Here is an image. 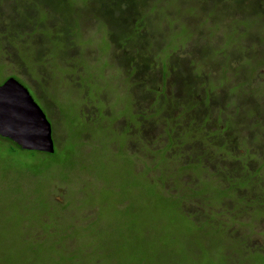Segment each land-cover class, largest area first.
<instances>
[{"label":"trees","instance_id":"16d2710c","mask_svg":"<svg viewBox=\"0 0 264 264\" xmlns=\"http://www.w3.org/2000/svg\"><path fill=\"white\" fill-rule=\"evenodd\" d=\"M8 1L10 5L7 6L5 5L7 0H0V67L2 66L5 71L8 69L10 73L6 71V78L0 81V85L7 79L13 78L25 88L27 87L24 83L33 90L41 89L37 93L38 96H36L39 99L40 97L44 99L42 93L46 92L48 71H54V67H48L47 64L57 63L68 68L69 72L65 79L71 81L69 86L74 89L77 87L83 89L84 93L80 97L86 99V104L90 110L86 111L82 105L77 110V107L73 105L74 103H71L68 104L72 108L70 113L63 114L58 111L60 113L55 114L54 106L47 104L49 114L55 120L54 126L50 122L53 127L54 152L52 154L22 150L11 140L0 136V264H11L10 257H8L9 252L18 256L15 260V262L18 261V264H61L64 261L71 264L73 261V258H69L71 255L65 260H61L62 257L59 260L55 257L54 252L59 251L64 243H68V240L77 242L80 240L82 244L91 242L94 237L93 234L86 233L84 236H74L71 233L64 234L63 231L57 234L55 232L56 228L60 227L61 224L63 225L66 218V216L61 215V211L70 207L59 203V206L45 213L46 210L43 212L42 205H40L42 199H34V195H37L38 192L40 194L42 191L46 195L51 193L52 189H56L54 192L56 193L61 188L70 189L72 192L82 191L88 201L95 200L98 195L103 198L100 203L102 206L100 209L97 207L96 210L86 215L89 217L85 218L89 221L93 220L94 217H98L99 214L104 216L107 214L108 207L106 206L115 204L118 196L134 195L130 191L129 194L124 193L121 195L117 192L108 194L104 192L108 189L110 178L116 177L117 167L130 166L132 162L134 163L131 154L124 152L127 142L140 144V148L136 149L135 161L142 162L146 168L143 173L137 174L134 170L132 172L123 170L127 173V177L124 178L125 181L131 180L130 184L133 188L131 190L134 191H138L140 188L138 186L140 181L150 187L154 193V199L152 198L150 203L155 204L165 200L175 202L174 207L176 206L181 215L195 227V235L198 238L193 239L194 249L198 248L200 242L203 241L207 251L212 252L209 256H214V259L217 255L223 256L226 264H264V247L252 248V245H250L252 243L251 237L256 230L255 227L257 224L264 222V119L260 115L255 117L256 113L260 114V105L257 100L251 99L248 101L240 97V93L244 91L240 88L236 100L239 102L240 98V103L248 102L251 106L242 108L244 112L242 116L239 113L241 107L236 106L235 102L234 108L237 114L234 117H227V123L224 124L227 131L213 130L207 132L204 126L205 113H200L197 108L195 113L201 115V117L193 118L191 115L189 116L192 107L195 108L200 102L193 95L195 90L192 84L195 85V82L191 83V81L186 80L183 82V91L191 94H184L182 98L171 103L179 106L181 111L179 117L173 118L171 122L166 120L162 113H167V98L162 95L155 100L158 106L157 109L160 111V117L154 122L160 120L161 124H165L158 139L167 138V141L162 146L153 149L154 143L151 145L146 134H143L148 129L146 122L153 120H145L142 112L140 114L135 113V103H131L125 109V112H128V117L131 116V120L127 119L126 121L124 118L126 125L118 126L116 121L120 117L117 111H113L111 108H109L111 112L105 109L101 110L89 102L88 95L90 94L86 90L89 81L82 85L77 83L75 73L83 75V73L87 74L90 70V63L85 55L71 56L68 54L69 50L77 44L75 39H77V33L81 29V26H79V24L81 25L80 18L85 20L90 16L95 17L101 23L100 27L105 33L104 37L110 44L113 43L111 45H115L117 49L132 51L134 50V44H137L139 40L144 41L146 44V41L139 39V37L142 33H145L147 37L157 34H154L150 25L146 24L155 19L154 17L152 19L148 18L149 22H146L145 16L141 18L144 11L139 7L141 5L139 0H85V2H82V5L86 7L84 10L77 9L79 0ZM178 1L181 3L180 0ZM162 5L164 8H168L169 0H165ZM189 5L192 10L193 7H198L194 3ZM243 6L240 12L243 16L239 18L237 15H232L233 19L249 20L250 22H261L262 19L263 24L258 30V34L250 32L242 26L236 27L235 31L239 35L243 34L244 37L241 41L237 40L236 46L233 48L240 54L234 60L235 62H242L245 57L255 58L257 56L259 58L261 52L264 53V49L257 52L258 41L264 47V0H246ZM246 10L256 13L253 16L244 17V11ZM168 12L167 15H169ZM227 12L225 11L224 15L231 17ZM258 14L262 15L261 19L257 16ZM137 22L140 23V27L136 30L134 26ZM186 28V35L190 32L194 34L188 26ZM249 33L253 34L255 43L246 51V44L243 40ZM241 46L245 48L243 49ZM186 47L189 48L188 44H186L185 50H178V52L183 54L187 50ZM57 53L63 54L57 57ZM185 53L189 55L187 51ZM227 53L228 51L223 49L220 54L226 56ZM146 54L145 50L142 55ZM79 57L83 58L80 62L77 60ZM131 60L137 63L136 59L131 58ZM7 61H9V64H7ZM139 62L137 64L139 69H153L149 65L146 67L141 66ZM120 64L126 66L128 63L123 60ZM263 65V60L261 64L256 61V68L253 67V72L248 71L246 67L238 66L236 70H242L244 76L242 84L248 85V81L255 79L256 70ZM131 68L128 73L131 75L132 71L131 77H133L135 69L132 65ZM236 70L233 72H237ZM24 72H26V76H29V79L24 78ZM176 73L178 74V72ZM248 74L249 77L247 78ZM162 76H165V74L163 73ZM188 77L191 79L189 74ZM51 79L52 75L49 79L50 82ZM99 81L100 79H93L92 83ZM101 83L107 85L102 81ZM134 85H137L135 79H133L132 86ZM140 86V92H145L141 83ZM257 86L258 89L254 93L250 92V96L253 98L264 95V81ZM115 87L118 88L117 84H115ZM249 88H251V84L248 85ZM129 90L126 89V93ZM199 93L203 97L200 98L202 105H204V99L208 105V102L211 104L217 96V91H199ZM130 94L133 96L139 95V93ZM121 97L125 98L124 96ZM114 98L122 101L115 94ZM161 99L163 100L162 105L159 104ZM40 108L42 109V107ZM77 112L80 122L75 123L76 117L67 122L68 115L66 114L72 115ZM185 115L186 117H184ZM116 118L118 119L115 120ZM135 122L138 123L137 126H135ZM85 125L91 126V131L84 135ZM197 126H201L208 135L197 138L194 134ZM222 133L225 135L223 136ZM235 133L238 134V137ZM96 136L100 139L95 143V148L93 146L91 151L86 152L87 139H93ZM111 137L116 138L111 139ZM107 140L109 141L105 144L104 142ZM67 144H70L71 147L65 148ZM240 147L243 148L240 149ZM109 151L118 152L121 157L115 159ZM19 152L27 153L31 159L36 160L32 165L19 167L20 171L16 174H12L10 171L7 173L8 170L4 169L7 168L8 164L17 160L16 157ZM107 152L109 155L105 158L101 157L100 154ZM37 154L42 155L43 159L35 157ZM125 154L129 157H126ZM102 173H104V180L94 177ZM8 174L11 176H8ZM133 176L136 178H133ZM84 181L88 183L85 186L82 185ZM89 182H93L90 184L91 187H87ZM96 184L103 185V187H98ZM30 186L34 190L31 191L32 194L28 195ZM81 187L84 188L81 189ZM46 191L50 192L47 193ZM162 195L164 197H161ZM142 202V196L140 195L128 204L123 201L116 204L123 208L129 204L139 205ZM187 205H191V209H188ZM121 209L117 211L118 207L115 208L118 213ZM135 211L133 209L131 214H134ZM127 214L130 215V211ZM48 215H51V217ZM57 218H61V221H58ZM75 223L77 224V222ZM121 224L128 230L134 229L130 217L121 218V223L120 225L116 224V228L120 229ZM48 227V236L54 237V241L51 242H45L47 235H44V231H47L46 228ZM246 228L248 232L245 234ZM9 232L21 241L17 250L9 251L8 249ZM39 241L42 242L40 246H38V243H34ZM27 243H29V247H26L25 244ZM11 246L12 248L15 247ZM162 247V249H168L170 246ZM219 248L221 249L219 250ZM221 250H224V252ZM38 254L45 255L37 257ZM155 263L156 261L143 260V262L139 261L137 264Z\"/></svg>","mask_w":264,"mask_h":264},{"label":"rangeland","instance_id":"374dc122","mask_svg":"<svg viewBox=\"0 0 264 264\" xmlns=\"http://www.w3.org/2000/svg\"><path fill=\"white\" fill-rule=\"evenodd\" d=\"M180 1L183 5L179 3L178 0H169V10V7L164 8L162 5L165 0H139L141 3L139 7L144 11L141 18L145 16L146 22H149L148 18L152 19V17H154L155 20L146 24L150 25L151 31L154 34H157L155 36L147 37L145 33H142V37L137 36L139 39L141 38L145 40L146 44L144 41L141 42L139 40L137 41V44H134V50L132 51H126V49L119 50L115 45H111L113 43L110 44L108 40H106L104 37L105 33L100 27L101 23L95 19V17L90 16L85 20L80 18L81 25L78 24L81 26V29L77 33V39H75L77 44L75 47L73 46L74 48L72 47L68 53L71 56L79 54H82V56L85 55V58L90 63V70L87 74L83 73V75L75 73L77 83L82 85L89 81V85L86 88L90 94L88 95L89 102H91L94 107H98L101 110L105 109L111 112L109 109L111 108L113 111H117L120 117V119H115H118L116 121L118 126L121 127L126 125L125 122L127 120H124L125 109L127 105L131 103H135V113L140 114L142 112L145 120H153L146 122L148 129L143 133L144 135L146 134L151 145L154 143V148L152 147L153 149L157 146H162L167 141V138L158 139L165 124H161L160 120L154 122V120L160 117V111L157 109V102H155V94L159 96L163 93L162 95L167 98V113L164 112L162 114L165 116L164 118L166 120L171 122L173 118L179 117L181 113L179 106L175 105V103H171L176 102L182 98L184 94L186 95L188 93L183 91V82L186 80L188 74L191 76V83L195 82V85L192 84L193 89L195 90L193 95L198 102H200L195 108L192 107L189 111V116L191 115L193 118L201 117V115L195 113L197 108L200 113H205L206 121L204 126L206 127L207 132H212L213 130L227 131L225 128L226 126L224 125L227 123V117H234L237 114L235 113L234 108L235 102L236 106L239 105V107H241L239 113L242 116L244 114L242 108L251 106L248 102L240 103V98L239 102L236 100V97L240 93V88L244 90L240 93V97L248 101L251 99L257 100V103L260 105V114L256 113L255 117L260 115V117L264 119V95L259 98H253L250 96V92L252 91L254 93L258 89L257 85L264 81V65L256 70L254 75L255 79L253 78V80L247 82L248 85L251 84V88L249 89L248 85L242 84V81H244L242 70H236L238 66H241L246 67L248 71L253 72V67L256 68V61L258 64H261L262 60L264 62V53L261 52L260 55L258 54L260 56L259 58L257 56L255 58L245 57L242 62H235L234 60L236 57L238 58L240 54L236 49H233L236 46L235 43L237 40L241 41L242 37H244L243 34L239 35L235 31L236 27L242 26L246 30L258 34V30L263 24V20L261 19L262 15H257L260 17L261 22L233 19L232 15H237L239 18L243 16L240 12L244 7L243 3L246 2V0ZM82 2H85V0H79L78 10H84L86 8L82 5ZM193 3L199 8L193 7L192 10L189 4ZM5 5H10V2L7 0ZM225 11H228L227 13L231 17H226L224 15ZM167 12L169 15L166 14ZM254 13L256 12L246 10L244 11V17L253 16ZM187 26L190 28L189 30H193L194 34L190 32L186 35ZM138 27H140L139 22L136 23L134 29L137 30ZM165 33H167V35H165ZM213 34L215 35L211 36ZM243 41L246 44V51L249 50L253 46V43H255L253 34L249 33ZM186 44L189 46V48L186 47V51L189 55L185 53L186 51L183 54H180L178 50H185ZM242 48L244 49L245 47ZM223 49L228 51L226 56L220 54ZM262 49H264V47L261 46L258 41L257 52ZM145 50L147 54L142 55ZM170 52L174 54H171ZM60 54L63 53H57L56 56L60 57ZM131 58L136 59L137 63L133 62ZM81 59L83 58L79 57L77 60L80 62ZM123 60H126L128 63L126 66L120 64ZM128 61L131 62L129 63ZM138 61H140L139 65H144V67L149 65L150 67H153V69H143L142 67V69H139L137 67ZM7 64H9V61H7ZM47 65L48 67L53 66L54 71H48V84H45L47 87L46 92L42 93L44 99L41 97L39 99L37 97V93L40 92L41 89L33 90L29 85L26 83L24 84L28 88L34 101L42 107V110L53 126L55 125V120L51 118L47 104H52L54 107L51 106L57 111V113H60L58 111H61L63 114L70 113L72 108L69 107L68 104L71 103H74L73 105L77 107V110L80 105H82L86 111H89L90 109L86 104V99L80 97L84 93L83 89L78 87L74 89L70 87L69 85L71 84V81L65 79L69 72L67 70L68 68L60 66L57 63H49ZM109 65L111 66L109 67ZM131 65L133 66V69H135V75H133V77H131L132 71L131 75L128 73L129 70L132 69ZM7 66L9 67V65ZM234 70L237 72H233ZM6 71L10 73L8 69ZM6 71L5 69L3 70L2 66L0 67V81L6 78ZM54 72L56 74H53ZM176 72H178V74ZM163 73L165 76H162ZM23 75H25L24 78L29 79V76H26V72H24ZM51 75L52 79L50 82L49 79ZM87 75L90 76L89 79ZM248 77L249 74L247 78ZM93 79H100V81L92 83ZM133 79H135L137 85L132 86ZM101 81L107 83V85H102ZM112 82L114 83L113 85ZM140 83L143 85L142 89L145 90V92H140ZM115 84H117L118 88L115 87ZM236 87L238 88L236 89ZM126 89H130L128 93H126ZM156 89H158V91H156ZM199 91H217V96L211 104L208 102V105L210 104V106L207 105L205 99L203 100L204 105H202L200 98L203 97L200 95ZM112 93L117 95L122 101L114 98V94ZM130 93H139V95H135V97ZM100 96L102 97L100 98ZM121 96H124L125 98H122ZM229 96L232 97L230 98ZM111 97L113 99H110ZM66 115H68L67 122L72 121L73 117H76V122L74 121L75 123L80 122L78 112L76 114ZM184 117H186V115ZM130 118L131 116L129 115V121L131 120ZM201 122H203V120H201ZM137 125L138 123L135 122V126ZM90 128L91 126L85 125L83 134L85 135L87 132L91 131ZM207 132H204L201 126H197V129L194 130V134H196L197 138L206 137L208 135ZM237 133H235V135L238 137L239 133ZM222 135L224 136L225 134L222 133ZM115 138L116 137H111V139ZM99 139L100 138L97 136L93 139H87L86 143L88 142V145L85 147L86 152L91 151V148ZM108 141L109 140L104 143L107 144ZM70 147V144L65 146V148ZM137 148H140L139 143L127 142L124 147V152L131 154L134 163L132 162V165L130 166L124 165L122 167H117L116 177H113V179L110 178L108 189L104 191L106 194L117 192L119 195L124 193L129 194L130 191L134 195L130 194L125 197L118 196L115 200V204H109L106 206L108 209L106 212L107 214L104 216L99 214L98 217H94L93 220L91 219L89 221L85 218L89 217L86 215L96 210L97 207L100 209L102 206L100 203L103 198L98 195L95 200L88 201L84 192H72L70 189L65 190L66 188H61L60 190H57L56 193H54L56 189H52L53 191L51 190V193H48L50 191H46L48 193L46 195H44L45 193H43V191L40 194L38 192L37 195H34V199H42V204L40 205H42L43 212L46 210L45 213H48L52 208H56V206H59L60 204H65L66 207H70L69 209L67 208L64 211H61V215H63V217L66 216V218L65 223L56 228L55 232L57 234L63 231L64 234L71 233L74 236H84L86 233H91L94 236L92 241L86 244H82L80 240H78V242L68 240V243H64L63 247L59 248V251L54 252L55 257L57 259L59 258V260L62 257L61 260H65L71 255L69 256V258H73L71 264H137L139 261L143 262V260L151 262L156 261L155 264H226L223 256L217 255L215 259L214 256H209L212 252L207 251L203 241L200 242L198 248H193V239L198 238L195 235V227L189 223L183 215H181L176 206L174 207L175 202L165 200L164 202H158L155 204L150 203V201L152 202L154 193L153 190L150 187H147L143 181L138 183V186L140 187L138 191L131 190L133 189L130 184L131 180H128L127 182L125 181L124 178L127 177V173L123 170H130L131 172L134 170L137 174L140 172L143 173L146 168V166H143L142 162L135 161ZM242 148L243 147H240V149ZM109 152L115 159L121 157L118 152ZM100 155L105 158L109 153H102ZM35 157L43 159L42 155L37 154ZM126 157L129 156L126 155ZM16 159L15 162H11L8 164L7 168L4 169L8 170L7 173L10 171L12 174H16L20 171L19 167L32 165L36 160L31 159L30 155L24 152H19ZM8 176L11 175L8 174ZM94 177L99 180H104V173ZM133 178L136 177L133 176ZM20 181L21 179L19 182ZM93 182H89V186L87 187H91L90 184ZM87 184L88 183H85V181L82 183L84 186ZM96 186L103 187V185L98 184H96ZM83 188L84 187H81V189ZM32 190H34V188L30 186L28 195L33 193H31ZM140 195L142 196L143 202L139 205L129 204L126 205L127 207L122 208L116 204L121 201L128 204L133 201L136 196ZM161 197H164V195ZM116 207H118L117 211L122 208L120 213L116 212ZM187 208L191 209V205H187ZM133 209L136 211L133 212L134 214H131ZM129 211L130 215L127 214ZM48 216L51 217V215ZM125 217L132 218L134 229L128 230L123 224H121L120 229L116 228V224L120 225L121 218ZM58 219L59 218H57V220ZM60 219L58 221H61ZM75 222H77V224ZM255 228L256 230L251 237L252 243H250V245H252V248L264 247V222L257 224ZM46 230L47 231H44V235H47V237H45V242L54 241V237L48 236L49 227L46 228ZM245 231L246 234L248 232L247 228ZM9 233L8 249L9 251L17 250L21 241L14 237L11 232ZM55 241L57 240L55 239ZM34 243H38V246L42 244L40 241ZM11 245L15 247L12 248ZM25 245L26 247H29V243ZM162 246L170 247H168V250L162 249ZM220 249L221 248H219V250ZM221 251L224 252V250ZM9 253L8 257H10L11 264H18V261L15 262L18 256L12 252ZM44 255L45 254H38L37 257H43ZM35 257L36 255L34 258ZM61 264H67V262L64 261Z\"/></svg>","mask_w":264,"mask_h":264},{"label":"water","instance_id":"95a60500","mask_svg":"<svg viewBox=\"0 0 264 264\" xmlns=\"http://www.w3.org/2000/svg\"><path fill=\"white\" fill-rule=\"evenodd\" d=\"M0 136L22 150L52 154V128L27 88L13 78L0 85Z\"/></svg>","mask_w":264,"mask_h":264},{"label":"flooded vegetation","instance_id":"af4514ba","mask_svg":"<svg viewBox=\"0 0 264 264\" xmlns=\"http://www.w3.org/2000/svg\"><path fill=\"white\" fill-rule=\"evenodd\" d=\"M129 63H130V62H129ZM174 78H175V76H174ZM186 80H189V81H190V78L187 76V77H186ZM186 80H185V81H186ZM161 81H162V77H161ZM187 84H188V83H187ZM156 91H158V89H156ZM162 94H163V93H162ZM162 94H161V95H162ZM161 95L158 96V95L155 94V97H156V98H160ZM208 98H209V94H208ZM162 99H163V98H162ZM155 100H156V99H155ZM162 103H163V100H160L159 104L162 105ZM132 107H133V106H132ZM53 109H54V108H53ZM54 111H55V114H56L57 111H56L55 109H54ZM132 112H133V111H132ZM127 113H128V112L126 111V112H125V115H124L126 120L128 119V114H127ZM45 115H46V114H45ZM46 117H47V116H46ZM48 121H49V120H48ZM49 122H50V121H49ZM50 124H51V123H50ZM51 128H52V126H51ZM52 138H53V137H52Z\"/></svg>","mask_w":264,"mask_h":264}]
</instances>
